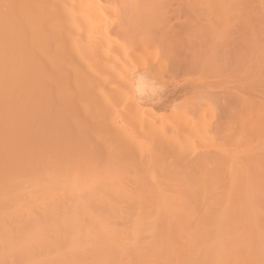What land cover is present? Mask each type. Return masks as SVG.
I'll return each mask as SVG.
<instances>
[{"label": "bare ground", "instance_id": "6f19581e", "mask_svg": "<svg viewBox=\"0 0 264 264\" xmlns=\"http://www.w3.org/2000/svg\"><path fill=\"white\" fill-rule=\"evenodd\" d=\"M157 1L160 2L159 4L164 3L162 6L165 8L168 5L173 7L171 2L173 4L189 2V0H0V264H264V0L190 1H194L195 4L199 2L198 5L200 2L207 3L205 5H209L208 3L212 5L213 2L215 5L221 3L219 5L224 12L226 8L227 11L234 8L228 13L236 11L232 18L237 19L235 22L242 23L240 27L245 25L244 27L247 28L246 30L242 28L247 34L246 37L243 31L244 39L241 38L242 32L237 31L239 38L242 39L240 41H248H245L246 45L249 43V51H247L249 55L246 54L249 59L242 53L247 59L244 61L249 60L248 68L246 67L249 70V76H247L249 78L244 77L245 83L249 81V86L246 87H249L247 89L249 92L246 93L249 94V113L244 111L246 121L243 117L245 124L239 127L247 131L241 130L239 135L235 132L234 135L232 131L238 145L233 138L229 139L232 141L231 147L234 143L235 147L242 146V144L239 145L240 141L244 145L248 144L246 153L239 157L236 156L238 159H230L227 154L225 155V150H223L225 152L220 149L214 150L208 145H201L196 151H191L193 147L187 150L189 145L193 146L190 140L186 141L190 143L186 149L183 138L188 140L190 137L199 142L206 141L205 138L208 137L206 131L209 130L206 129L204 134L201 128L203 129V124H206L208 116L205 121L202 118L204 123L200 125L192 120L196 112L192 111L191 118H188V115L180 114L179 110L177 117V113H174L175 118L173 119L176 121L181 115L183 120L178 119L180 121L173 124V127L166 124L168 120L164 122L166 117L163 115H159L150 123L151 121L146 116L141 115L135 109L138 98H130L124 91H121L123 84L136 85L138 77L143 76L146 79L149 76L146 74L151 73L147 72V67L140 70L141 72L132 69L135 74L129 72L132 65L131 61L128 62L129 58L131 55L135 57L134 54L137 56L140 51L143 53L146 45L142 47L137 42L138 46L132 45L133 42L129 43L132 36H126L130 39L127 42L124 40L126 39L124 34L123 39L120 38L109 47L111 40H107L108 43L105 42L104 36L110 34L111 28H104L102 19L105 14L109 15L107 12L112 6L110 10L113 13V8L119 5L118 3L127 2L126 6H128L129 2H142L141 4H144L146 8H141L140 4H137L140 8L135 6L141 9L138 14L142 15V13H147L148 8ZM158 2L153 5V9L155 6L157 8ZM112 3L114 4L109 6ZM182 3H180L181 7L177 5L180 9L182 5L187 6ZM192 3H188L186 8L189 9ZM230 3L235 5L232 6ZM146 5L149 7L147 8ZM107 6H109L108 9ZM220 6L217 8L219 9ZM190 8L192 12L195 11L193 6ZM156 10L160 11L159 8ZM171 10H166L167 14ZM200 10L204 12L206 8L203 7ZM126 11L130 10L127 8ZM154 11H152L153 15ZM227 11L225 15L229 16ZM148 12H151L150 9ZM205 12L208 13L207 10ZM159 14L161 13H157L156 16L159 17ZM165 17L166 14L161 19ZM123 19L121 18L120 22ZM176 23L178 25V22ZM219 23H221L220 20ZM121 24L124 23H119L120 26ZM225 24H227L226 21ZM225 24H221L222 29ZM235 26L240 28L236 23ZM116 27H119L118 24ZM116 27L114 26V29ZM219 28L220 26L217 27ZM121 29L123 31V28ZM103 30H106L108 35L104 34ZM218 33L220 42L227 32L223 33L224 36L221 32L218 31ZM114 34H111L112 39ZM228 34V39H230L231 33ZM232 35L238 38L237 35L233 33ZM225 37L227 39V35ZM101 40L105 42L103 46L107 44L109 50L105 51L103 47V49H98L102 45ZM114 41L116 39L112 42ZM68 42L78 48L75 55L69 53ZM219 42L218 45L224 41L220 44ZM233 44H229L230 48ZM248 45L245 46L246 49ZM136 49H139L138 53ZM225 49L227 50L228 47ZM232 49L229 51L230 54ZM246 49H244L245 52ZM117 50H123V53L127 50V55L122 53L120 60L119 58L115 61L108 59V57L111 58V54L114 56ZM160 50L159 48L158 51ZM168 50L161 51L165 54ZM161 51L158 54L163 58L170 57V55L164 56ZM170 51H168L169 54ZM240 52L237 56L241 54ZM154 54L156 55V52L150 55ZM162 56L159 57L162 58ZM235 56L232 57L235 58ZM223 57L227 60V57L225 58L224 55ZM238 57V59L242 58ZM230 58L229 61H231ZM170 59L167 58L169 64L172 61ZM158 62L153 65L156 67ZM98 65L109 67V72L107 70V74H103L104 78H108L102 79L103 81L101 79L96 81L92 75L94 67ZM141 65L144 63L137 66L140 68ZM233 66L230 68L232 69ZM237 67L232 69L234 74L238 72ZM240 68L239 70H242ZM70 70H74L80 81L86 80L92 92L95 93L96 90L101 92L98 94L99 92L96 91V95L84 96L81 105L75 107L77 111L79 110L78 112H82L83 120L87 124L89 123L90 126L98 124V127L100 125L102 128L106 126L105 123L112 126L122 124L124 131L125 125L133 124L131 122H148L151 125L154 123L153 128L157 123L158 125L164 123L167 125L166 129L159 126L160 130L163 129L162 136L160 134L159 136L162 140L167 137L163 144H158L157 141L161 139L158 135L156 136L159 138L157 141L148 137L151 134L150 128L148 131L144 128L146 132H141L144 137L141 134L139 139L136 135L129 137L124 135L127 141V143L124 141L125 147L120 144L122 148H117L118 144H115V150H113V144L110 145L112 149L109 144H106L108 143L106 140L102 144L104 137H101L103 140L99 139V144L100 142L101 144L98 146L97 144L96 146L91 145V143L86 146L83 143L84 146L79 147L76 142L73 143L74 140L70 143V138L66 143L63 142L64 136L61 135L63 129L60 130L62 123L55 111L56 108H62V100L66 97L62 82L67 71ZM237 80V83H241L240 79L237 78ZM231 87L233 89L235 86ZM237 88L240 90L239 87ZM226 94L228 92L221 93L219 99H222L223 103L218 104L217 100L216 108L219 109L220 105L224 107L227 105V100L230 101L229 99L233 97L228 94V98ZM155 95L157 97L158 94ZM142 99L139 98L140 101H143ZM144 101H146L145 97ZM230 102L228 105L231 106L233 103L229 104ZM187 103L196 108L194 104ZM206 103L209 104L207 101ZM134 105L136 106L133 110ZM203 105L210 108L212 104ZM181 106L179 108L182 109ZM188 107L186 108L189 109ZM201 107V110L197 109L204 111L205 107ZM212 108L215 109L214 106ZM220 109L227 110L228 108ZM230 110L227 116L230 115ZM77 111L75 112L78 113ZM48 112L49 115L50 112L53 113L51 120L48 119L51 117H48ZM213 112L218 113L219 111ZM171 113L170 116L166 115L167 119L170 117L171 120L172 115L174 117ZM184 115L187 118H184ZM227 116L222 118L227 121ZM233 117L231 115L229 119ZM48 120L51 121L50 124ZM74 120L71 122L77 129L80 127L77 125L78 119L75 120L76 122ZM213 121L212 123H215L216 120ZM218 123L223 125V122L218 121ZM69 124L66 125L67 129H70L71 124ZM49 125L50 128L47 130ZM63 126L65 128V125ZM210 126L212 129V125ZM216 127H214L215 131ZM218 128L220 129L219 134L223 133L221 130L224 128ZM80 129L78 128L77 131L86 132ZM89 130L92 131L90 127H88ZM63 131L66 133V130ZM67 131L70 132V130ZM91 131L89 133L93 132ZM97 131V134L100 133L99 130ZM167 132L169 134L166 136L164 133ZM75 133L71 137L76 138L80 135L78 132V135ZM240 134L248 135L242 137ZM118 137L119 135L116 136ZM110 138L107 140L109 141ZM208 140L210 141L209 137L206 142H209ZM133 153H137V157Z\"/></svg>", "mask_w": 264, "mask_h": 264}, {"label": "rangeland", "instance_id": "374dc122", "mask_svg": "<svg viewBox=\"0 0 264 264\" xmlns=\"http://www.w3.org/2000/svg\"><path fill=\"white\" fill-rule=\"evenodd\" d=\"M191 0H189V2L187 1H183L184 3H185V5L187 4V6L189 5L188 3H192V5L191 6H193V9L195 10L194 12H192V10H190V9H192V8H190L189 7V9L188 8H186L187 6H185V7H183V5H182V9H180L179 7H181L180 6V3H182V2H176V1H173V2H176L175 4H173L172 2L170 3V4H172V6L173 7H171V5H168V9L167 8H165V6L163 7L162 5H164V3L162 4V2H161V4H159L160 2H158V5H157V8H156V6H155V9H153L154 8V6L153 5H156L157 4V2H155V4H153L152 5V7H150V8H148L149 6H147L148 5V3H147V8H148V11H149V9H150V11L151 12H148L147 11V13H142V15L141 14H138V12L141 10V9H137V8H135V6H138V8H140V6H141V8H146L145 7V5L144 4H141V3H138V2H136V3H131V2H129L128 3V6H126L127 5V2H122V3H124V4H122V3H118L119 5H117V3L115 4V5H117V6H114V10H113V13L111 12V8L113 7H111L109 10H108V12L107 13H109V15L108 14H105L106 12H104V14H105V17H104V19H102V20H104V28H106V29H109V28H111V30H109V32H110V34L108 35L107 34V32H105L104 30V34H107L108 36H104L105 37V42H107V40H109L110 41V43H109V47L110 46H112V45H114L116 42H117V40L119 41L120 40V38H124V34H125V38H126V36H132V39L130 40V39H128V38H126V39H124V40H127V42H128V40H130V42L129 43H131V42H133V43H131L132 45L134 44V45H136V46H138L137 45V43L138 44H140V46H144V45H146V46H144V50L145 51H143V53H142V51H137V50H139V49H136V51H137V53L139 52V54L140 53H142L141 55H139V54H137V56L134 54V56L135 57H133V55H131V58H129L130 60H128V62L129 61H131L132 62V65L131 64H129V65H131V67L129 68L130 70H129V72H134L133 70L135 69V71H142L143 70V68L145 67H147V72H151L150 74H146V76L147 75H149L147 78H146V80L147 81H149V82H154L156 85H157V88H156V91L153 93V95L151 94V95H149L148 97H145V100L147 101H144V98L142 99L143 101H140L139 100V96H137L136 94H137V92L135 91L136 89H134L135 88V85H133V84H123V86L121 87V91H124V93L128 96V97H130V98H138V101H137V106L136 105H134L133 106V110H134V107H135V109L137 110V112H139V113H141V115H144V116H146V118L149 120V121H151L150 123H152L154 120H155V118L156 117H159V115H163L164 117H166L165 119H164V122L165 121H167L166 122V124L169 126V127H173L174 125L173 124H175V123H177V121L179 122L180 120L182 121L183 119H181L182 117H181V115H179L178 117V119H180V120H178L177 118V120L175 121L173 118H175V114L178 112L179 113V110L181 111L180 112V114H186V115H188L187 117L188 118H191V112L192 111H194V113L196 114H193V116H195V118H192V120H194L196 123H198V124H200V125H202L203 123H204V121H205V118H206V116H208L207 118H209V120L206 118V124H203L204 125V127H205V130H204V127H203V129L201 128V130H202V132H204V134H205V131H206V129L207 130H209L208 132L206 131V135H208V137H209V139H210V143L209 142H206L207 141V138H205L206 139V141H200L199 142V140H195V139H190V137H188L189 139L187 140V138H183V140L182 141H184V144L186 143V145H185V147H186V149H187V146L190 144V143H187V142H189V140H190V142L192 143V145L193 146H191V145H189L188 147H189V149H187V150H190L192 147H193V149H191V151H196L197 149H199L200 148V146L201 145H208V146H211V147H213V149L215 150H219L220 149V151H223V150H225V151H223V152H225V155L227 154V157L228 158H230V159H238V157L239 156H242V155H244L245 153H246V149L248 148V144L247 143H245V145H244V143L242 142L241 143V141L239 142V145L240 144H242V146H236L235 147V143L234 144H232V147H231V142L232 141H229V139L231 140L232 138H233V140H234V138L235 137H233L234 135H235V133H237L238 135H239V133H241V128H239V127H241V125L243 126L244 124H245V121H246V119H245V113H249V99H248V96H249V94H246L247 92H249V90H247V89H249V87L248 88H246L247 87V85H248V83H249V81H247L246 83H245V78L244 77H246V79L247 78H249V77H247V76H249V70H247V65H249V60L246 62V60L247 59H249V56H247V55H249L248 53L249 52H247V51H249L248 49H249V43H247V45H248V48L246 49V47L245 46H247L246 45V43H245V41L246 40H243L242 42L240 41V39L242 38V39H244L243 37H245L244 35H243V31L244 30H242V28L243 29H245L246 27H240V25H242V23H240V22H238L237 23V21L235 22V20H237V19H235L234 20V18H232V17H234L233 15H234V13L236 12L235 10V12L234 13H228L229 11H233V10H231V9H234V8H231L229 11H227V8H226V10H225V12L227 11V14H229V16L227 17L226 15H225V12L224 11H222L223 9H221V3H216V5H215V3L213 4L212 3V5H210L211 3H208L209 5H205V4H207V3H204V4H202L201 2H200V4L198 5V3L197 4H195L194 3V1H192V2H190ZM152 3H154V2H152ZM166 3V2H165ZM184 3H182V4H184ZM114 3H112V4H109V6L110 5H113ZM121 4V5H120ZM137 4H140V6L139 5H137ZM151 4V2L149 3V5ZM166 4H169V3H166ZM165 4V5H166ZM203 6H202V5ZM218 4V5H217ZM220 4V5H219ZM223 4V3H222ZM225 4V3H224ZM230 4H232V3H230ZM124 5H125V8H124ZM132 5V6H131ZM179 7H178V6ZM226 5V4H225ZM224 5V6H225ZM227 5H229L228 3H227ZM235 5V4H234ZM233 4H232V6H234ZM109 6H107V9L109 8ZM122 6V7H121ZM151 6V5H150ZM159 6V7H158ZM163 8H162V7ZM195 6V7H194ZM207 6V7H206ZM212 6V7H211ZM214 6V7H213ZM220 6V10L222 11H219V9L217 8V7H219ZM223 6V5H222ZM115 7H116V9H115ZM119 7V8H118ZM134 7V8H133ZM162 9H161V8ZM177 9H176V8ZM199 7V8H198ZM204 7V9L206 8V10L208 11V13L211 15V16H209V14L207 13V12H202V10H200L201 8H203ZM209 7V8H208ZM122 8V9H121ZM124 8V9H123ZM128 8V10H130V11H126V9ZM159 8V10L160 11H158V10H156V9H158ZM173 8V9H172ZM211 8V9H210ZM106 9V10H107ZM165 10V12H163L164 10ZM172 9V10H171ZM174 9H176V10H174ZM180 9V10H179ZM186 9V10H185ZM187 9H188V11H187ZM214 9V10H213ZM225 9V8H224ZM118 10H119V12L121 13V14H119V12H118ZM124 12H123V11ZM145 10H147V9H145ZM154 10H156V11H154ZM163 10V11H162ZM168 10H171L170 12H169V14H167V11ZM174 10V11H173ZM184 10V11H183ZM212 12H211V11ZM218 10V11H217ZM110 11V12H109ZM127 13H126V12ZM144 11V10H143ZM152 11H154V15L152 14L153 12ZM177 11L179 12V13H177ZM180 11H182V12H180ZM201 11V12H200ZM217 12V13H215V12ZM118 12V14H119V17H118V14H116ZM123 12V13H122ZM142 12V11H141ZM145 12V11H144ZM238 12V11H237ZM110 13H112V14H110ZM126 15H125V14ZM129 13V14H128ZM140 13V12H139ZM157 13H161V14H159L161 17H164V15L166 14V17L164 18V19H161V17L159 16V17H157L156 16V14ZM163 13V14H162ZM188 13H189V16H188ZM194 13V14H193ZM201 13V14H200ZM207 13V14H206ZM220 13V14H219ZM222 13H224L223 15H222ZM104 14H102L103 16H104ZM124 14V15H123ZM138 14V15H137ZM213 14V15H212ZM215 14V15H214ZM219 14V15H218ZM238 14V13H237ZM108 15V16H107ZM122 17H121V16ZM179 15H181V16H179ZM236 15V14H235ZM140 16V17H139ZM213 16V17H212ZM123 19V17H125L124 19H123V21H121V22H123L124 24L122 25V26H120L119 25V23H121L120 22V20H121V18ZM225 17H226V19H228V18H230V19H228L229 20V23H228V20H226L225 19ZM101 18H103V17H101ZM181 18V19H180ZM231 18H232V20H231ZM235 18H236V16H235ZM223 19L226 21V23L227 24H225V21H223ZM219 20L221 21V23H219ZM233 20H234V22L236 23V25H239V27L240 28H238V26H235V23L233 22ZM216 21H217V24L220 26V28L219 29H217V27H219L217 24H216ZM232 21V22H231ZM103 22V21H102ZM176 22H178V25H177V23ZM232 23H234V24H232ZM117 24H118V26L119 27H116L117 26ZM224 25L225 24V27L222 29L221 27H223L222 25ZM228 24L230 25V26H232V27H228ZM233 25L235 26V27H233ZM114 26L117 28H115L114 29ZM180 26V27H179ZM112 28H113V30H112ZM119 28V29H118ZM121 28H123V31H122V29ZM125 28V29H124ZM230 28H231V30H230ZM233 28V29H232ZM219 32H221V34H223L224 32H227V39H225L226 37V35L224 36V34H223V36L225 37H223L222 39H221V41L219 42L218 40H219V38H218V36L217 35H219V33H218V31ZM225 29V31H223ZM235 29V31H233ZM247 29V28H246ZM245 29V30H246ZM118 30V31H117ZM122 32H121V31ZM223 32H222V31ZM231 31V32H229V31ZM240 30V31H239ZM113 31V32H112ZM117 33H116V32ZM125 31H126V33H125ZM175 31V32H174ZM239 33H241V38H239L240 36H238V32ZM120 32V33H119ZM124 32V33H123ZM113 33H115L114 35H113V39H116V41H114V43L112 42L113 41V39H112V35L111 34H113ZM119 33V35L117 36V34ZM228 33H231L230 34V36L232 37H230L229 36V38L230 39H228ZM232 33L233 34H235V35H237V37L239 38H237L236 39V36L235 37H233V35H232ZM247 33V32H246ZM244 34H245V31H244ZM175 35V36H174ZM246 35V37H247V34H245ZM118 38H117V37ZM123 36V37H122ZM171 37H173V38H171ZM178 37V38H177ZM219 37H221V35L219 36ZM103 39V38H102ZM121 39V40H122ZM236 39V40H235ZM241 39V40H242ZM246 39V38H245ZM132 40H134V41H132ZM176 40H178V41H176ZM225 40H226V42H225ZM232 42H231V41ZM234 40V41H233ZM238 40H239V42H238ZM248 40V39H247ZM103 40H101V42H102ZM108 41V42H109ZM123 41V40H122ZM224 41V42H223ZM235 41H237V42H235ZM105 42H102V43H100V44H102V45H100V47L98 48V49H103L104 48V50L106 51V49L107 50H109V47L107 48V44H105L104 46H103V43H105ZM107 42V43H108ZM137 42V43H136ZM167 42H169V43H167ZM173 42H175V43H173ZM180 42V43H179ZM218 42H219V44L221 43V42H223V43H221L220 45H218ZM231 45V43L233 44L232 46H231V48H233L232 49V51H231V54H230V50H231V48H230V46H229V44ZM231 42V43H230ZM246 42H248V41H246ZM143 43V44H142ZM177 43V44H176ZM179 43V44H178ZM192 43V44H191ZM235 43H237V44H235ZM242 43V46H240V44ZM243 43H244V45H243ZM163 44H164V46H163ZM170 46H169V45ZM239 44V45H238ZM67 45H69L70 46V50H69V53L71 54V55H75L76 53H77V51H78V48H76L73 44H71L70 42H68L67 43ZM152 45V46H151ZM166 45V46H165ZM227 45V46H226ZM238 47H237V46ZM228 47V49L226 50L225 48L226 47ZM103 47V48H102ZM145 47H147L146 49H145ZM151 47H152V50H154V51H152L151 50ZM154 47V48H153ZM157 47H159L161 50H168V49H170V50H168V51H170L171 53L169 54V52L168 51H166V53L165 54H163L164 53V51H161V53L164 55V56H169L170 55V57H167V58H171L172 59V61H170V64H169V62H168V60H167V58L165 57V58H163V56L162 55H159L158 53H160V51H158L159 50V48H158V50L156 49ZM163 47V48H162ZM172 47V48H171ZM174 47H176L177 49H175ZM219 47V48H218ZM168 48V49H167ZM223 48V53H224V50H225V53L223 54L222 52H221V49ZM235 48H237L236 50H235ZM97 49V50H98ZM149 49V50H148ZM155 49L157 50V51H155ZM174 49L177 51V53H176V51H175V53L173 52L174 51ZM244 49H246V52H245V50ZM242 50H244V51H242ZM123 50H121V51H118L117 50V52H115V54H114V56H111V55H113V54H111L110 55V57L111 58H109L108 57V59H110V60H113V61H115L116 59H118L119 58V60H120V58L123 56V54H125V55H127L126 54V52H127V50H126V52L125 53H123L122 52ZM147 51H149V52H147ZM235 51H238V52H240L241 54L243 53L244 55H246L247 56V59H246V56L245 57H243L244 55L242 54V56H241V54H239L238 56H240V57H242V58H240V59H238L239 57L237 56V54H238V52H235ZM98 52H100V50H98ZM104 52V51H103ZM120 52V53H119ZM135 52V51H134ZM156 52V55L154 54L153 56L152 55H150V54H152V53H155ZM168 52V53H167ZM173 52V53H172ZM234 52H235V54H234ZM123 53V54H122ZM227 53L231 56V58H230V56L229 55H227ZM172 54H174V58L172 57ZM225 56V58L227 59V60H225L224 59V57H223V55ZM122 55V56H121ZM144 55V56H143ZM234 55H236L235 56V58L234 57H232V56H234ZM141 58H140V57ZM151 56V57H150ZM159 56H162V58L161 57H159ZM223 58H222V57ZM141 59V62H139L140 61V59ZM142 57H144V59L142 58ZM123 58H125V56L123 57ZM138 58V59H137ZM152 58V59H151ZM160 58V59H159ZM230 58V60L233 62H231V61H229L228 59ZM234 58V59H233ZM107 59V60H108ZM122 59V58H121ZM132 59V60H131ZM142 59H143V62H142ZM146 59V60H145ZM162 59H164V60H162ZM170 59V60H171ZM220 59V60H219ZM222 59H223V61H222ZM244 59H246L245 61H244ZM153 60V61H152ZM234 60H236L235 62H234ZM240 60V61H239ZM135 61V62H134ZM136 61H138V62H136ZM147 63H145V62ZM158 61H160V63L158 62ZM240 62V64H238V62ZM158 62V65H156V67H155V65H153V64H155V63H157ZM230 62V63H229ZM237 62V63H236ZM246 62V63H245ZM100 63V62H99ZM98 63V64H99ZM130 63V62H129ZM140 63L141 64H143L144 63V65H141L140 66V68L138 67L139 65H140ZM149 63V64H148ZM242 63H245V64H242ZM100 64H102V63H100ZM127 63H125V65H126ZM151 64V65H150ZM161 64H162V67H160L161 66ZM164 64H167V65H169V67H167V65L166 66H163ZM242 64V65H241ZM104 65V64H103ZM138 65V66H137ZM153 65V66H152ZM226 65H227V67H226ZM234 65V66H233ZM100 66H102V65H98V66H96V68L94 67V72H93V74L92 75H94L93 76V78H95L96 79V81H97V79H107L108 77L106 76V74H107V70H108V72H109V67L107 68V67H100ZM134 66H136V68L134 67ZM149 66V67H148ZM150 66H151V68H152V71H151V68H150ZM230 66H233L232 67V69L234 70V68H236L237 66H239V67H237L238 69H236V70H238V72L236 73V74H234L233 72V70L230 68ZM244 66V67H243ZM241 67V68H240ZM247 67V68H246ZM160 68V69H159ZM165 68V69H164ZM239 68L240 69H242V70H239ZM104 69V70H103ZM106 69V70H105ZM133 69V70H132ZM154 69V70H153ZM162 69V70H161ZM228 69H230V70H228ZM132 70V71H131ZM235 70V71H236ZM140 71V72H141ZM154 71V72H153ZM159 71V72H158ZM229 71L231 72V73H229ZM246 71V72H245ZM154 74H153V73ZM104 73H106L105 74V77H107V78H104L103 76V74ZM227 73H229V74H227ZM244 73H246V75H242V74H244ZM131 74V73H130ZM133 74H135V73H133ZM137 74V73H136ZM151 74H153V75H151ZM223 74V75H222ZM227 74V75H226ZM231 74H234V75H231ZM237 74H239V75H237ZM248 74V75H247ZM226 75V77H223V76H225ZM238 77H237V76ZM230 76V77H229ZM231 76H233V77H231ZM243 77V78H242ZM155 78V79H154ZM234 78H235V80H234ZM237 78L238 79H240L241 80V83H237L236 82V80H237ZM149 79H151V80H149ZM242 79H243V81H242ZM101 80H98V81H101ZM102 80V81H103ZM154 80V81H153ZM225 80H227V81H225ZM233 80H234V82H233ZM156 81V82H155ZM230 81H232V82H230ZM237 81H239V80H237ZM86 82V80H84L83 82L82 81H80V79L78 78V76H77V74L74 72V70H70V71H67V75L64 77V80H63V82H62V85L65 87V94H66V97L65 98H63V100H62V103H61V106H62V108L61 109H58V108H56V115L58 114V118H59V120H60V123H62V124H60V130H66V133H65V131H63L62 130V137L64 136V139L62 138V141L63 142H67V140H68V138H70L69 140H70V143H71V140L73 141V143H77L78 145H79V147H83L85 144H86V146H88V145H90L89 143H91V145H95V144H97V146L98 145H100L101 144V142H100V144H99V139H102L103 137V139H104V142L102 141V144L103 143H105V140H106V142H108V143H106V144H109V147H110V145L111 144H113V147H114V145L116 144H118V146H116L117 148H122L121 147V145H123L124 146V144L125 143H127V141H125L126 140V137H123L124 135L126 136L127 135V137H129V136H131V135H136V137L139 139L140 137H141V134H142V136H143V133H145L146 131H148V129L150 128V130H151V134H150V136H148L151 140H153V141H157L159 138L158 137H156L157 135L159 136V134H160V136H162L161 135V133L163 132V129L162 130H160L159 129V126L160 127H162V128H164V129H166L165 128V126H167L166 124H162V125H158V123L156 124V125H154V128H153V124L151 125L150 123H148V122H131V123H133V124H127V125H125V127L126 128H124V131L122 130L123 128H122V124H120L121 126H119V124L118 125H116V126H112L111 124H107V123H105V125L106 126H104L103 128L99 125V127H98V124H96L95 126H90V124L88 123L87 124V122H85L84 120H83V117H82V112L80 111V112H78L77 110H76V106H78V105H81V100H82V98L84 97V96H88V95H90V94H94V95H96V91L97 92H99V90H96L95 91V93H94V91L92 92V90H91V88H90V86L87 84V82ZM224 82V83H223ZM223 83V84H222ZM245 84V85H244ZM159 86V87H158ZM231 86H235L236 88L237 87H239V89L240 90H238V88L236 89L235 87H233V89H232V87ZM249 86V85H248ZM231 87V88H230ZM162 88V89H161ZM230 88V89H229ZM158 89H160V91L158 90ZM236 89V90H235ZM162 90V91H161ZM244 90H245V92H244ZM101 91V90H100ZM159 91V92H158ZM221 91H224V92H228V94H229V92L231 93V95H230V97L231 96H233V97H231V99H229L230 101L235 97V95H236V97L234 98V103H233V101L232 102H230V101H228L227 100V105H224V107H221V105H222V103L223 102H221V100L222 99H219V97H220V95H221V93H224V92H221ZM238 91H240V92H238ZM71 92V93H70ZM132 92H134V93H132ZM158 92V93H157ZM221 92V93H220ZM232 92H234V93H232ZM244 92V93H243ZM101 92H99L98 94H100ZM97 94V95H98ZM131 94H133V96L131 95ZM155 94H158L157 95V97H156V95ZM228 94H226V95H228ZM238 94V95H237ZM245 94V95H244ZM155 95V96H154ZM224 96H225V94H223ZM229 95H228V98H229ZM240 95V96H239ZM247 95V96H246ZM223 96V98H225ZM151 97H154V98H151ZM227 97V96H226ZM147 98V99H146ZM237 98V99H236ZM150 99H151V102H150ZM226 99V98H225ZM149 100V101H148ZM184 100V101H183ZM185 100H186V102H185ZM217 100H218V104L219 103H221V105H220V107H219V109L218 108H216L215 106H217L218 104H217ZM238 100V101H237ZM180 101H181V104H179L180 103ZM206 101L207 102H209V104H207L206 103ZM220 101V102H219ZM225 101V100H224ZM142 102V103H141ZM183 102V103H182ZM187 102H190V104H194L195 106H196V108H193L194 106L193 105H189V103H187ZM228 102H230L229 104H231V103H233V104H231V106L230 105H228ZM184 103H186V104H188L190 107H191V109H190V107H188V105L186 106V107H188L189 109H187L186 107H185V105L186 104H184ZM176 104V105H175ZM203 104H206L207 106L209 105H213L214 106V108L216 109H214L213 110V106L211 105L210 106V108H206V106H204ZM225 104V103H224ZM239 104V105H238ZM178 105H183V106H181L182 107V109L181 108H179L178 107ZM203 105V106H202ZM237 105V107H235ZM174 106H175V109H174ZM197 106H199V108L197 107ZM202 106V107H201ZM233 106V107H232ZM183 107H185V108H183ZM200 107L201 108H204L205 107V109H204V111H203V109H202V111H199L198 109H200ZM231 108V110H233L232 112H231V110H230V108ZM70 108V109H69ZM198 108V109H197ZM220 108H228L227 110H225V112H223L224 110L223 109H220ZM78 109V108H77ZM132 109V108H131ZM177 109V110H176ZM183 109H187V110H183ZM192 109H195V110H197V111H195V110H192ZM218 109V110H217ZM238 109H242L241 110V113H240V110H238ZM133 110H130V111H133ZM135 110V111H136ZM176 110V111H175ZM201 110V109H200ZM223 110V111H222ZM229 110H230V115L229 116H231L232 115V117L233 118H230L229 119V116H227L226 114H229ZM248 110V111H247ZM75 111H77L78 113H76ZM199 111V112H198ZM207 111V112H206ZM211 111H212V113H211ZM213 111H219L220 113H221V115H217L216 116V114H220L219 112L217 113H215V112H213ZM227 111V112H226ZM237 111L239 112V113H237ZM244 111H245V113H244ZM53 112V111H52ZM52 112H50V115H49V112H48V117H50V118H48V119H52V115H53V113ZM172 112V113H171ZM210 112V113H209ZM236 113L235 115H233L234 113ZM171 113V115L172 114H174V117H173V115H172V119L170 120V117H169V119H167V117L168 116H166V115H169ZM178 113L176 114V117H177V115H178ZM189 113V114H188ZM206 114V115H204V114ZM224 113V114H223ZM199 114V115H198ZM201 114H203V115H201ZM210 114H211V116H210ZM241 114V115H240ZM246 114V115H247ZM238 115V116H237ZM241 117H240V116ZM244 115V116H243ZM170 116V115H169ZM190 116V117H189ZM192 116V117H193ZM216 116V117H215ZM225 116H227L226 117V119H227V121H231V122H227L224 118H222V117H225ZM186 116L184 115V118H185ZM186 117V118H187ZM197 117V118H196ZM210 117H211V119H210ZM240 117V118H239ZM243 117H244V122H243ZM74 118H75V120L77 121V119H78V124L77 125H79L80 127H81V129H83L84 131H86L85 133H82V131L80 132V131H77V129L79 128L80 129V127H78L77 129H75V127H73L74 126V124L72 123L73 122V120H74ZM77 118V119H76ZM154 118V119H153ZM204 119V121H203V119ZM222 118V119H221ZM248 118V117H247ZM71 119V120H70ZM150 119H152V120H150ZM197 119H198V122H197ZM213 119H214V121H215V123H212V121H213ZM233 119H235L233 122H232V120ZM50 120H48V124H50L51 123V121ZM74 120V121H75ZM223 120H225V121H223ZM242 122H240V121ZM50 121V122H49ZM72 121V122H71ZM75 121V122H76ZM171 121H173L172 123H171ZM203 121V122H202ZM213 121V122H214ZM218 121L219 122H223V125H221V124H219L218 123ZM237 121V122H236ZM65 122H68V123H70L71 124V126H72V128H71V126H69V128L70 129H67L68 127L66 126L68 123H66L65 124ZM209 122V123H208ZM138 123H140V124H138ZM142 123V124H141ZM156 123V122H155ZM208 123V124H207ZM220 125V126H218V124ZM227 123H228V125H227ZM231 123V124H230ZM234 123V124H233ZM241 123V124H240ZM73 124V125H72ZM148 124V125H147ZM171 124V125H170ZM214 124V125H213ZM217 124V125H216ZM231 126H233L234 125V127H231ZM233 124V125H232ZM63 125H65V128H64V126ZM163 125H164V127H163ZM210 125H212V129H211V126ZM236 125V126H235ZM76 126V125H75ZM108 126V127H107ZM155 126L157 127L156 129H155ZM217 126V127H216ZM223 126V127H222ZM224 126H226V128L224 127ZM227 126H229V127H227ZM247 126V125H246ZM88 127H90L91 129H92V131L91 130H89V131H91L92 133H89V131H88ZM123 127H124V125H123ZM201 127V126H200ZM214 127H216V131H215V128ZM218 127H221V129H223V130H221V132L223 131V133H221V134H219L220 133V129L218 128ZM238 127V128H237ZM49 128H50V125H49V127H47V130H49ZM98 128V129H97ZM101 128L104 130H101ZM144 128L146 129L147 128V130L145 131L144 130ZM218 128V129H217ZM230 130H229V129ZM243 128V127H242ZM72 129V130H71ZM73 129H75V130H73ZM80 129V130H81ZM120 129V130H119ZM171 129V128H170ZM169 129V130H170ZM232 129V130H231ZM237 129V130H236ZM240 129V130H239ZM243 129H245V128H243ZM59 130V131H60ZM67 130H70V132L69 131H67ZM97 130H99V132L100 133H98L97 134ZM107 130H109V131H107ZM116 130V131H115ZM118 130V131H117ZM123 132H122V131ZM125 130H126V132H125ZM143 130V131H142ZM229 130V131H228ZM239 130V131H238ZM83 131V132H84ZM123 133V135H122V133ZM136 131V132H135ZM212 131V132H211ZM219 131V132H218ZM226 131V132H225ZM232 131H233V134H232ZM242 131H244V132H246L245 130H242ZM49 131H47V133H48ZM78 132L80 135H78V133L76 134V133ZM95 132H96V134L98 135V137H97V135L95 134ZM112 132V133H111ZM118 132H119V134H118ZM141 132H143V133H141ZM155 132V133H154ZM165 132V131H164ZM170 132V131H169ZM217 132V133H216ZM229 132H231V133H229ZM235 132V133H234ZM243 132V133H244ZM73 133H75L76 135H78L76 138H74V137H71V135L73 134ZM82 133V134H81ZM105 133V134H104ZM111 133V134H110ZM125 133V134H124ZM139 133H140V135H139ZM215 133V134H214ZM49 134V133H48ZM90 134H92V136L90 135ZM100 134V135H99ZM114 134V135H113ZM163 134V133H162ZM164 134H166V136L169 134L168 132L167 133H164ZM203 134V135H204ZM236 134V135H237ZM104 135V136H103ZM119 135V137L118 138H116V136H118ZM145 135V134H144ZM219 135V136H218ZM221 135H222V137H221ZM230 135V136H229ZM241 135V134H240ZM248 135V134H247ZM247 135H245V134H243V135H241L242 137L243 136H247ZM81 136V137H80ZM100 136V137H99ZM120 136H122L123 138H121ZM159 136V137H160ZM226 136V137H225ZM228 136V137H227ZM102 137V138H101ZM107 137V138H106ZM110 137H112V138H110ZM115 137V138H114ZM144 137V136H143ZM164 137V136H163ZM211 137V138H210ZM237 137V136H236ZM239 137V136H238ZM237 137V138H238ZM79 138V139H78ZM110 138V140L108 141L107 139H109ZM119 138H121L120 140L122 141H120V140H118ZM161 138V137H160ZM167 138V137H166ZM166 138L164 139L163 138V140H162V138L160 139V140H158L157 142H158V144H160V143H162L163 144V142L166 140ZM221 138V139H220ZM245 138V137H244ZM102 139V140H103ZM113 139V140H112ZM227 139V140H226ZM246 139H248L247 137H246ZM82 142H81V141ZM93 142H91V141ZM226 140V141H225ZM245 140V139H244ZM90 141V142H89ZM124 141H125V143H124ZM187 141V142H186ZM224 141H225V143H224ZM228 141V142H227ZM236 141H237V139H236ZM235 140H234V142H236ZM243 141V140H242ZM247 141V140H246ZM245 141V142H246ZM115 142V143H114ZM69 143V142H68ZM83 143H84V145H83ZM88 143V144H87ZM123 143V144H122ZM219 143V144H218ZM223 143V144H222ZM81 144H82V146H81ZM121 144V145H120ZM161 144V145H162ZM165 144V143H164ZM225 145V146H221V145ZM228 144V145H227ZM236 144L238 145V143L236 142ZM126 145V144H125ZM218 145H220V147L218 146ZM230 145V146H229ZM244 145V146H243ZM96 146V145H95ZM112 146V145H111ZM191 146V147H190ZM112 147V148H113ZM125 147V146H124ZM111 148V147H110ZM111 148V149H112ZM226 148H228V149H226ZM113 150H115V147L113 148ZM229 150V151H228ZM135 151H137V150H135ZM125 152H123V154H124ZM138 153V152H137ZM137 153H133V155L135 156V157H137ZM125 155V154H124ZM126 155H127V153H126ZM236 156H238V157H236ZM126 157V156H125ZM121 158V157H120ZM124 158V157H123ZM126 158H128V157H126ZM126 158H124V159H126Z\"/></svg>", "mask_w": 264, "mask_h": 264}, {"label": "clouds", "instance_id": "9594fccd", "mask_svg": "<svg viewBox=\"0 0 264 264\" xmlns=\"http://www.w3.org/2000/svg\"><path fill=\"white\" fill-rule=\"evenodd\" d=\"M157 85L154 82L147 81L143 76L137 78L135 89L140 98L147 97L155 92Z\"/></svg>", "mask_w": 264, "mask_h": 264}]
</instances>
